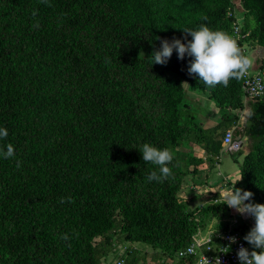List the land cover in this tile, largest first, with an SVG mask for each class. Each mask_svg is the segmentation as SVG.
I'll return each mask as SVG.
<instances>
[{"label":"trees","instance_id":"trees-1","mask_svg":"<svg viewBox=\"0 0 264 264\" xmlns=\"http://www.w3.org/2000/svg\"><path fill=\"white\" fill-rule=\"evenodd\" d=\"M233 1L0 0V128L8 132L0 148L15 149L0 156V264H101L120 243L150 247L153 264H196L206 240L215 250L225 233L254 225L219 194L192 207L180 193L198 165L214 166L221 134L247 106L254 116L232 130L247 144L234 152L242 155L235 187L264 204V97L246 99L242 79L207 87L175 50L166 65L150 58L162 40H191L182 30L200 24L235 36L237 22L245 55L249 45L264 48V0H239L240 10ZM190 91L218 108L213 127L193 113ZM144 143L174 153L167 180L147 181L157 166L142 160ZM201 239L195 254L177 258ZM121 258L145 259L137 248Z\"/></svg>","mask_w":264,"mask_h":264},{"label":"clouds","instance_id":"clouds-1","mask_svg":"<svg viewBox=\"0 0 264 264\" xmlns=\"http://www.w3.org/2000/svg\"><path fill=\"white\" fill-rule=\"evenodd\" d=\"M44 2L47 3V0ZM182 31L190 35L191 40L186 43L176 38H173L171 42L162 40L160 49L153 51L150 55L152 65H166L175 50L178 59L183 60L185 56L192 58L187 69L188 74L195 75L209 88L217 85L227 87L231 80L243 79L251 71L253 59L244 54L238 44L239 37L225 31L213 30L206 24H200L195 30L183 29ZM247 115L249 118L253 117L254 110L249 109ZM7 136V129L0 128V140H5ZM139 152L144 162L157 166V169L151 171L146 177L147 181L159 183L173 175L170 165L173 164L174 153L171 150L144 143ZM14 155L15 149L12 144L9 143L0 148V156L4 159L12 158ZM17 166L19 167V162ZM241 179L242 175L230 188L224 190L223 199L219 204H225L237 213L254 219V225L243 237V240L251 246V250L243 245L239 247L236 253L239 264H264V204L252 203L254 194L251 191L235 187ZM62 239L67 240L68 237L65 235ZM229 240L230 244L236 243L235 237H230ZM257 249L259 251H256ZM205 261L209 264L206 258ZM213 264H221L220 259L216 258Z\"/></svg>","mask_w":264,"mask_h":264},{"label":"crops","instance_id":"crops-1","mask_svg":"<svg viewBox=\"0 0 264 264\" xmlns=\"http://www.w3.org/2000/svg\"><path fill=\"white\" fill-rule=\"evenodd\" d=\"M246 55L250 56L253 59V67L251 69L252 73L259 72V66L261 62L264 60V48L258 45H249L246 49ZM186 87V86H185ZM188 95L191 101L199 102L204 108L208 109L209 117L202 116L201 118L204 120L202 122L203 127L205 129L213 127L220 121V114L218 113V109L213 105V103L208 99L205 93H196L195 91L188 92ZM248 110L249 108L246 106L239 115V120L237 124L233 126V129L237 130L238 128H242L245 126L246 121L248 119ZM232 129V130H233ZM222 137V134L221 136ZM241 142V150L242 155L247 153V144L245 137L240 138ZM195 156L198 158L206 157L205 151L200 147V145L192 144L191 146ZM221 151H225L222 149ZM229 154H233L232 152H228ZM240 155V153L238 154ZM221 177H224L221 179ZM186 182L184 184V188L180 194V196L187 200L189 205L192 207L200 205L208 200L212 195L219 194L223 198L224 190L228 188L227 184L239 179V170L235 173H217L214 170V166H210V163L204 161L197 167V171L194 174H189L185 178ZM212 182H217L216 185H212ZM202 183H211L209 185H202ZM233 214H238L243 217V215L237 213L234 209H231ZM251 247V246H250ZM173 262L174 264H187L185 261L180 260H166L162 264Z\"/></svg>","mask_w":264,"mask_h":264},{"label":"built area","instance_id":"built-area-1","mask_svg":"<svg viewBox=\"0 0 264 264\" xmlns=\"http://www.w3.org/2000/svg\"><path fill=\"white\" fill-rule=\"evenodd\" d=\"M234 32L236 37H239V35L241 36L240 26L237 22L234 23ZM241 90L244 97L248 100L264 97V73L258 74L252 73L250 71L249 74L242 79ZM221 145L226 152L232 153L238 151L241 148V142L233 138V131L230 129L226 130L222 135ZM243 218L246 220L254 221L251 216L243 215ZM245 235L246 233H242L239 231L227 232L221 236L222 243L221 245H218L219 247L215 250L212 249L211 245L208 244V241L206 239L197 240L196 242L189 245L185 250L180 251L177 254V258L180 259L184 256L195 254L196 250L201 248L203 241L206 240L204 243L206 253H201L198 256L196 264H206L205 258L209 261V264H213L216 258L220 259L221 264H239V260L236 255L239 247L243 245L245 248L251 250V248L249 247L250 245H248L247 242L243 240V237ZM230 237H235L236 243L230 244ZM210 251H213L214 254L207 253ZM256 251H259V249H257ZM121 253H123V251ZM123 262L124 260L120 256L114 261L113 264H123ZM166 264L174 263L170 262Z\"/></svg>","mask_w":264,"mask_h":264},{"label":"rangeland","instance_id":"rangeland-1","mask_svg":"<svg viewBox=\"0 0 264 264\" xmlns=\"http://www.w3.org/2000/svg\"><path fill=\"white\" fill-rule=\"evenodd\" d=\"M233 2H234L235 7L238 8V10H240L241 8H240L239 0H234ZM238 16L242 20L244 19L242 12H240V11H239ZM250 22L252 24H254V21L250 20ZM196 93H198V92H196ZM213 105L215 106L214 103H213ZM189 106L192 108L193 113H195V115H197V117L199 118V121H202V122L204 121L201 118L202 116H205V115H206V117L211 116V115H209L208 109H206L202 105H200L199 102H194V101L190 100ZM218 113H219V110H218ZM184 148L187 149L186 147H184ZM188 149H191V148H188ZM241 159H242V155H238L237 153L229 154L226 151H224V152L220 151L217 155V158L214 160V170L217 173H219V172H221V173H225V172L235 173L239 169V164L241 162ZM222 178H224V177H221V179ZM249 230H250V228L248 229V231ZM247 232H246V234H247ZM119 246H121V247L116 246L114 248L115 250H113L112 254L110 253L107 256V258L103 259L101 264H112V262L115 261V259H117L118 257H120L122 255L121 252L123 250L125 251V250H129L131 248H137V250H139L140 253L144 255L145 259L143 262H141V264H153V262L151 260V258H152L151 254L153 253V251L150 247L143 245V244H132V243H120Z\"/></svg>","mask_w":264,"mask_h":264}]
</instances>
